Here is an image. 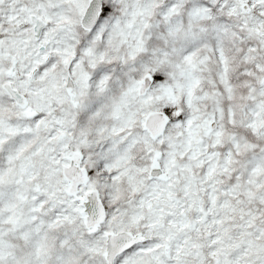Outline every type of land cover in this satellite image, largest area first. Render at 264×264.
Instances as JSON below:
<instances>
[{
	"label": "snow or ice",
	"instance_id": "6c2138e0",
	"mask_svg": "<svg viewBox=\"0 0 264 264\" xmlns=\"http://www.w3.org/2000/svg\"><path fill=\"white\" fill-rule=\"evenodd\" d=\"M0 264H264V0H0Z\"/></svg>",
	"mask_w": 264,
	"mask_h": 264
}]
</instances>
